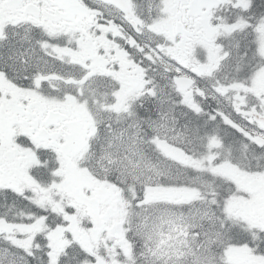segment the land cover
Returning a JSON list of instances; mask_svg holds the SVG:
<instances>
[{"label": "snow or ice", "instance_id": "6c2138e0", "mask_svg": "<svg viewBox=\"0 0 264 264\" xmlns=\"http://www.w3.org/2000/svg\"><path fill=\"white\" fill-rule=\"evenodd\" d=\"M0 264H264V0H0Z\"/></svg>", "mask_w": 264, "mask_h": 264}]
</instances>
